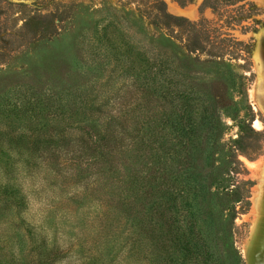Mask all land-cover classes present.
<instances>
[{"label":"rangeland","instance_id":"1","mask_svg":"<svg viewBox=\"0 0 264 264\" xmlns=\"http://www.w3.org/2000/svg\"><path fill=\"white\" fill-rule=\"evenodd\" d=\"M262 205L264 0H0V264H264Z\"/></svg>","mask_w":264,"mask_h":264},{"label":"bare ground","instance_id":"2","mask_svg":"<svg viewBox=\"0 0 264 264\" xmlns=\"http://www.w3.org/2000/svg\"><path fill=\"white\" fill-rule=\"evenodd\" d=\"M262 206H263V205H262ZM263 207H264V206H263ZM259 228H260V227H259ZM259 228H258V229H259ZM258 232H259V230H258ZM259 234H260V233H259ZM254 257H255V256H254ZM255 258H256V257H255ZM253 259H254V258H253Z\"/></svg>","mask_w":264,"mask_h":264}]
</instances>
